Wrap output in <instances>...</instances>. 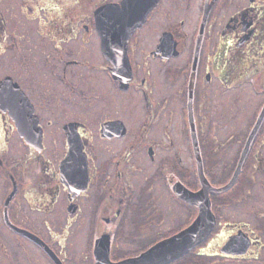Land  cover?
<instances>
[{"label": "flooded vegetation", "instance_id": "af4514ba", "mask_svg": "<svg viewBox=\"0 0 264 264\" xmlns=\"http://www.w3.org/2000/svg\"><path fill=\"white\" fill-rule=\"evenodd\" d=\"M201 171L159 264H264V0H0V264L135 260Z\"/></svg>", "mask_w": 264, "mask_h": 264}, {"label": "water", "instance_id": "95a60500", "mask_svg": "<svg viewBox=\"0 0 264 264\" xmlns=\"http://www.w3.org/2000/svg\"><path fill=\"white\" fill-rule=\"evenodd\" d=\"M10 86L15 89V86H17L18 91V85L11 86L9 83V79H6L4 81V84L1 85V88H6L5 86ZM20 92V91H18ZM22 92V91H21ZM20 92V93H21ZM23 93H21L22 95ZM24 96V94L22 95ZM20 102V106H27L25 101ZM14 105L18 104H12L10 103L11 108ZM31 110L32 107H31ZM27 111V112H31ZM12 113H15L14 110H11ZM25 123L30 122L31 120H25ZM22 134L27 138V140L34 145H42V139H43V129L39 127V129H33V126H26ZM255 131V130H254ZM253 131V133H254ZM251 133L250 139L253 135ZM242 162V159L240 163ZM240 169V164L235 172V176L238 174ZM200 176L205 178L202 171L200 173ZM234 179V178H233ZM206 180V178H205ZM207 182V183H206ZM205 183H203V187L197 191V192H189L184 194L185 199L196 202L199 205L200 211L195 219V221L186 229L180 231L179 233L173 235L172 237L164 240L156 247L148 250L144 255L138 257L135 260L128 261L122 264H159L166 261H169L171 259H174L176 257H179L183 255L185 252H187L192 247L196 246L199 242H201L203 239H205L212 231L215 223H216V217L215 214L211 208V200L209 197V191L211 189H217L221 190L222 188H214L207 180Z\"/></svg>", "mask_w": 264, "mask_h": 264}]
</instances>
